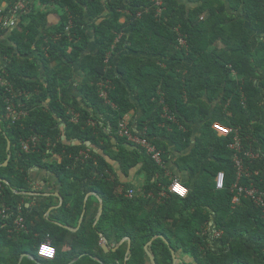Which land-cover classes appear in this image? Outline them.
Returning a JSON list of instances; mask_svg holds the SVG:
<instances>
[{
    "label": "trees",
    "instance_id": "trees-1",
    "mask_svg": "<svg viewBox=\"0 0 264 264\" xmlns=\"http://www.w3.org/2000/svg\"><path fill=\"white\" fill-rule=\"evenodd\" d=\"M18 1L0 0L2 16ZM25 1L16 25L0 28V165L10 155L0 166V264H124L127 243L104 252L99 234L109 247L130 239L126 264H146L144 247L154 236L168 242L157 237L148 248L156 264H172L170 248L178 264H264L262 209L243 196L234 203L232 189L264 193V0H187L191 10L178 0L160 7L153 0ZM50 13L59 21L48 28ZM77 72L83 79L73 90ZM9 100L26 115L9 116ZM164 107L174 121L163 118ZM132 110L130 134L153 146L161 164L118 135ZM216 123L231 131L218 135ZM236 136L239 152L230 147ZM32 138L35 146L24 152ZM170 145L178 170L196 180L165 177ZM113 162L123 175L136 169L141 187L122 185ZM35 167L59 182L63 227L33 225L23 207ZM220 172L224 188L216 190ZM174 179L187 196L160 198ZM90 191L103 203L97 222V200L84 203ZM19 205L26 231L14 224ZM80 218L76 232L64 228ZM46 239L56 251L50 261L36 254Z\"/></svg>",
    "mask_w": 264,
    "mask_h": 264
},
{
    "label": "crops",
    "instance_id": "crops-1",
    "mask_svg": "<svg viewBox=\"0 0 264 264\" xmlns=\"http://www.w3.org/2000/svg\"><path fill=\"white\" fill-rule=\"evenodd\" d=\"M112 1H116V0H112ZM122 1H125V0H122ZM178 3L180 5H184L187 10H191L193 7H195V5L188 3L187 0H178ZM1 8L4 9L5 4H2ZM128 14L129 13L126 11L125 15H128ZM124 20L125 19L122 18L121 22H124ZM58 21H59L58 15L55 13H50V15L48 16V28L55 26L58 23ZM92 47L94 49V46ZM1 63H4V60L2 58H0V64ZM82 79L83 77L81 73L77 72L74 78V82L72 83L73 90L76 84L81 82ZM135 113L136 111L132 110L125 116L124 122L127 124V126L128 124L133 123L132 121L134 120ZM60 127L63 128V125L61 124ZM196 132H197V127L194 130V134ZM218 135L220 134L218 133ZM61 139L64 143L66 144L68 143L65 139V136H62ZM71 144L74 145V141ZM169 151H170V154L168 155L166 163H165V167H166L165 177L169 179L171 177L179 179V181H181L185 185L188 182L189 178H192V181L196 180L198 176L196 175L195 177H193L192 176L193 173L191 171L180 172L178 170L177 166L174 164V160L176 159L177 155L174 154L173 146L170 145ZM53 160H55L57 163H60L62 159L59 156H54ZM112 167L115 173V177L122 185H126L129 183H134L135 185L136 180H139V179L142 182V177L136 176V169L130 171L128 175H123L117 163L113 162ZM29 186H30V192L22 193V195L25 197L23 201V207L26 209L27 214L33 219L34 221L33 225L39 224L43 226L44 222H47L49 224L58 225L61 227L62 225L60 224L58 220H56V218L59 217L58 211H59V208L62 206L64 199L61 195L60 185H59L57 178L53 174H51L49 171L42 169V168L35 167L30 170ZM91 197L97 200L99 204V207H98V211H99L101 206L103 207V203H102L101 198H99L98 195L96 194V192L94 191L88 192L84 198V203L88 200V198H91ZM97 221L98 220H96V217H95V222ZM80 224H81V218L78 221L76 228H70V227H64V228L71 232H76ZM99 235H102V234H99ZM113 247H114V244L109 248H113ZM177 257L180 260V257L178 255ZM22 258L23 256L21 257V259Z\"/></svg>",
    "mask_w": 264,
    "mask_h": 264
},
{
    "label": "built area",
    "instance_id": "built-area-1",
    "mask_svg": "<svg viewBox=\"0 0 264 264\" xmlns=\"http://www.w3.org/2000/svg\"><path fill=\"white\" fill-rule=\"evenodd\" d=\"M153 1L157 7H160L162 4V0H153ZM25 4H26L25 0H19L13 6V8L10 10V12L8 13L6 18L4 16H2V14H1L2 10H0V28L1 29L13 28L16 25L19 13L25 9ZM158 12H160V10H158ZM66 30H68V29H66ZM0 85L5 86V82H4L1 74H0ZM10 89H11L10 86L7 85L5 88V91L6 90L8 91ZM101 96H103L105 98L106 97L105 92H102ZM7 103H8V105L6 106V111H7L9 116L13 117V119H17L19 117L26 115L23 111L18 109L19 108L18 104L17 105L11 104L10 100ZM162 116L164 119H167L170 121L175 120L174 115H172L166 107L163 108V115ZM212 128L217 133H219L221 136H226L231 131L230 129L225 128L219 124H214L212 126ZM118 135L120 137H126L128 141H130L134 144L141 145L146 150L147 153L151 154V156L155 162H157L158 164H161L159 154H158V152L155 151L153 146L148 145L147 142L143 139H139L137 137L132 136L130 134L129 128H128L127 124L124 122V120L121 121L118 125ZM31 144L33 145V147L35 146V144H36L35 138H32L28 141L23 142L22 143V150L24 152H27L28 150L31 149L30 148ZM230 147L232 149H235L237 152L240 151L241 147H240V143H239L237 136L234 138V142L230 145ZM83 156L85 158H89V154L87 152L83 153ZM256 156L257 155H254L250 152L247 153V157H249V158H254ZM234 163L238 168V171H239L238 177H239L240 174L242 173V170H243L242 163L239 159H237L236 156L234 158ZM224 183H225V176L222 172H220L214 178L215 189L216 190H222L224 188ZM232 189L236 191L235 198L233 199L234 203L238 202L239 196H243L245 198L252 200L253 203L257 207H261L263 215H264V193H259L254 188H243L241 186H238L237 184H234ZM167 193L174 195L176 197H179V198H185L188 194V190L179 181L174 179L167 186L166 190L163 191L162 193H160V198L166 197ZM133 196H134V191L132 189H130L126 192L127 198H132ZM17 211H18V216L14 222L16 229L26 231V228L24 225V220H23V217L21 216V211H22L21 205L18 206ZM2 213H4V212H2ZM263 218H264V216H263ZM208 231L211 232V234H212L211 236L213 238H216V239L220 238V235H221L220 232L217 230H214V229L211 230V224H209ZM41 245H46V246H49V247L54 249V254L50 259L47 256H43V255L39 254L38 249L41 247ZM36 254H37V257L44 259V260L50 261V260H53L55 258L56 251H55V248L52 246L50 239H46L45 241L41 242L38 245L37 250H36Z\"/></svg>",
    "mask_w": 264,
    "mask_h": 264
},
{
    "label": "water",
    "instance_id": "water-1",
    "mask_svg": "<svg viewBox=\"0 0 264 264\" xmlns=\"http://www.w3.org/2000/svg\"><path fill=\"white\" fill-rule=\"evenodd\" d=\"M74 144H76V141H74ZM85 145H86L87 148L96 151V149L91 145L90 142H86ZM9 149H10V143L7 142V151H9ZM9 158H10V155H8L7 160H6L2 165H0V166L5 167V166L7 165V162H8V160H9ZM3 183L8 185V183H7L6 181H4ZM13 192L16 193L15 190H13ZM101 213H102V206H101V208L99 209V211H98V213H97L96 220L99 219ZM157 237H160L161 239L164 240V242H165L166 244H168V242H167L163 237H161V236H154V237H153V238H152V239H151V240L145 245V247H144L145 254H146V264H156L155 259H154V256H153V254L149 251L148 248L151 246L152 241H153L154 239H156ZM100 238H101V240H102L101 248L103 249L104 252H108V251H110V250L115 251V250H116L121 244H123L124 242H126V243H127V250H126V255H125L124 264L127 263L128 259H129V256H130V254H131V252H130V239H129L128 237L123 238L118 244H114V247H113V248H109V247L107 246L106 241H105V238H104L102 235H100ZM169 250H170V253H171V256H172V264H178V263L180 262V260L178 259L176 253H175L171 248H170ZM23 257H28V258H30V259H34L33 256H31V255H23ZM73 262H75V260H72L69 264H72Z\"/></svg>",
    "mask_w": 264,
    "mask_h": 264
},
{
    "label": "clouds",
    "instance_id": "clouds-1",
    "mask_svg": "<svg viewBox=\"0 0 264 264\" xmlns=\"http://www.w3.org/2000/svg\"><path fill=\"white\" fill-rule=\"evenodd\" d=\"M38 252L40 255L47 256L50 259L54 254V249L46 245H41V247L38 249ZM46 261H49V260H46Z\"/></svg>",
    "mask_w": 264,
    "mask_h": 264
},
{
    "label": "rangeland",
    "instance_id": "rangeland-1",
    "mask_svg": "<svg viewBox=\"0 0 264 264\" xmlns=\"http://www.w3.org/2000/svg\"><path fill=\"white\" fill-rule=\"evenodd\" d=\"M141 184H142V182L140 181V179L139 180H136V182H135V186L136 187H140Z\"/></svg>",
    "mask_w": 264,
    "mask_h": 264
}]
</instances>
